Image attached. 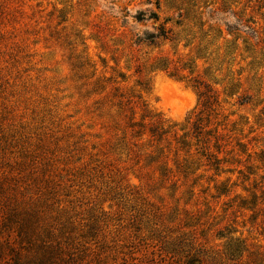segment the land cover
<instances>
[{"label":"rangeland","instance_id":"obj_1","mask_svg":"<svg viewBox=\"0 0 264 264\" xmlns=\"http://www.w3.org/2000/svg\"><path fill=\"white\" fill-rule=\"evenodd\" d=\"M156 3L0 0V264H264V0Z\"/></svg>","mask_w":264,"mask_h":264},{"label":"trees","instance_id":"obj_2","mask_svg":"<svg viewBox=\"0 0 264 264\" xmlns=\"http://www.w3.org/2000/svg\"><path fill=\"white\" fill-rule=\"evenodd\" d=\"M158 4V0L157 3ZM153 19L155 21H158V18L155 14H153ZM139 21H142V18H137ZM158 34H149L148 35V41L153 44L154 40L157 38H163V39H168L167 38V31H165L163 26L158 27ZM198 88H195L198 90V96L200 99V108H202L197 114H196V120L192 122V127L190 132L185 133L182 137L176 138L175 142L178 145L179 149H188L189 148V142L187 141L188 139H195L197 142V146L199 147L198 149L200 150L198 154L201 157H204L208 164L211 165L212 167L215 168V170H218L219 165L221 160L218 158V156L214 153L211 152V147L209 145L210 141H206L201 139L202 132L205 128L208 127L209 122H207L204 126L202 124V116L205 115L206 113L212 114L215 112L216 108L219 106V101L216 93L212 88H210L208 85L203 84V83H198L197 84ZM130 100H127V103H129ZM161 120H158L157 122H153L151 126L146 130V128L143 126L141 122L135 121L134 118L129 117L128 118V125L127 127L130 130V134L133 137H141L142 135H148V137L151 138V140L155 144H159L163 141L167 140V133L168 131L164 130L161 126ZM212 131L205 130V134L208 135ZM219 141V136L215 137V143L213 144V147L219 151L220 145L218 144ZM162 148H160V151L157 153V158L162 155ZM187 153L189 151H186ZM156 158V159H157ZM188 260L186 264H195L198 262L201 264V260H199L195 254H189L188 255ZM67 264V263H65ZM221 264V262H219Z\"/></svg>","mask_w":264,"mask_h":264}]
</instances>
